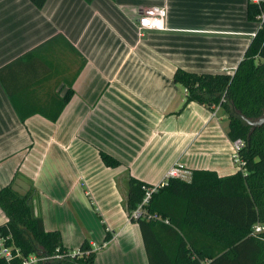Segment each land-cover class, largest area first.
I'll return each mask as SVG.
<instances>
[{
    "label": "crops",
    "instance_id": "crops-1",
    "mask_svg": "<svg viewBox=\"0 0 264 264\" xmlns=\"http://www.w3.org/2000/svg\"><path fill=\"white\" fill-rule=\"evenodd\" d=\"M250 2L0 0V191L35 189L45 230L70 251L89 241L95 264H149L125 209L130 176L158 186L176 164L219 177L240 169L228 114L185 105L174 76L234 75L260 29ZM154 6L167 9L165 29L141 35V13ZM100 151L122 165L107 167Z\"/></svg>",
    "mask_w": 264,
    "mask_h": 264
},
{
    "label": "trees",
    "instance_id": "trees-1",
    "mask_svg": "<svg viewBox=\"0 0 264 264\" xmlns=\"http://www.w3.org/2000/svg\"><path fill=\"white\" fill-rule=\"evenodd\" d=\"M30 1L37 8L47 2ZM263 14L264 2L249 3L250 21L260 22ZM174 83L186 90L185 105L195 102L211 111L220 106L228 114V137L245 142L239 156L246 164L226 177L194 170L189 181L171 179L168 186L151 194L138 219L134 212L155 186L130 176L125 209L131 222L140 227L149 264H264V234L253 235L255 224H264V125L252 131L242 118L255 121L264 113V26L234 75L179 69ZM72 95L69 91L56 114L46 118L57 122ZM27 118L21 116L22 121ZM100 157L107 167L122 165L103 151ZM35 193L31 189L21 194L13 184L0 191V209L6 216L0 234L9 237L8 245L22 254L14 264L31 255L48 258L38 264H95L97 253L89 241L80 248L88 255L71 258L61 233L45 230L43 219L34 212ZM112 238L108 232L105 241ZM59 254L64 258H55ZM0 264L8 263L0 259Z\"/></svg>",
    "mask_w": 264,
    "mask_h": 264
},
{
    "label": "built area",
    "instance_id": "built-area-1",
    "mask_svg": "<svg viewBox=\"0 0 264 264\" xmlns=\"http://www.w3.org/2000/svg\"><path fill=\"white\" fill-rule=\"evenodd\" d=\"M256 4H260V0H251ZM167 18V9L162 7H150L141 13L140 19L138 20V31L142 35L145 31L149 30H164L165 29V19ZM264 26V14L260 18V28ZM221 109V107H217L216 110ZM245 146V142L242 140H237L233 142V149H234V160L237 163V165L241 168L246 163L240 158L239 153L241 149ZM192 172L187 170L185 166L181 164H176L166 175L164 181L158 185L155 186L153 190L149 191L147 193V196L145 197L143 203L139 205L138 209L134 212L133 217L135 219H138L141 217L143 213V207L149 202V199L151 197V194L155 191H157L160 188L166 187L169 184V181L173 178L176 179H182L189 181L191 180ZM264 234V224L263 223H257L253 227V235L258 236ZM10 238L4 237L0 234V259L6 261L8 264H14V262L22 257V254L19 249H16L15 247L9 246ZM105 244L104 246H106ZM96 252V250L94 249ZM88 252H84L81 249L70 251L68 250L67 255L71 258H82L84 255H88ZM55 258L57 259H63L64 255H56ZM46 257H39L37 255H31L28 258H24L20 260V264H38L42 261L47 260Z\"/></svg>",
    "mask_w": 264,
    "mask_h": 264
},
{
    "label": "water",
    "instance_id": "water-1",
    "mask_svg": "<svg viewBox=\"0 0 264 264\" xmlns=\"http://www.w3.org/2000/svg\"><path fill=\"white\" fill-rule=\"evenodd\" d=\"M242 118L251 127L252 131L264 125V113L259 119L255 121L246 120L244 117Z\"/></svg>",
    "mask_w": 264,
    "mask_h": 264
},
{
    "label": "rangeland",
    "instance_id": "rangeland-1",
    "mask_svg": "<svg viewBox=\"0 0 264 264\" xmlns=\"http://www.w3.org/2000/svg\"><path fill=\"white\" fill-rule=\"evenodd\" d=\"M181 88H183L182 86H180ZM237 167H238V169L240 168L238 165H237ZM131 227H129L127 230H125L124 232H123V235H128V234H130V235H132L133 236V234H132V232H131ZM134 237H132L131 239H133ZM136 247V246H135ZM135 252H136V250H135ZM134 252V253H135ZM136 255H137V252H136Z\"/></svg>",
    "mask_w": 264,
    "mask_h": 264
}]
</instances>
